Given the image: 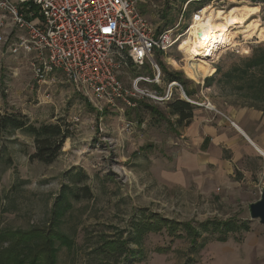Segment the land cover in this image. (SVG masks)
Listing matches in <instances>:
<instances>
[{"label": "rangeland", "instance_id": "obj_1", "mask_svg": "<svg viewBox=\"0 0 264 264\" xmlns=\"http://www.w3.org/2000/svg\"><path fill=\"white\" fill-rule=\"evenodd\" d=\"M244 1L139 0V10L158 31L178 25L185 37L193 15L201 9L241 8ZM247 1L260 11L255 15L244 11L238 14L243 24L230 29L236 46L222 49L219 57L210 61V85L192 80L186 54L173 48L155 57L162 71L161 81L142 84L141 88L153 91L158 86L164 91L169 83L163 72L166 69L181 73L186 91L194 92L198 102L207 97L215 110L252 105L264 108V103L253 101L245 91L233 90L224 78L233 67L243 66L255 50L264 48L252 29L259 19L264 22V0ZM247 29L251 31L245 34ZM0 65V113L28 117L35 125L61 121L72 133L57 160L45 164L31 159L35 144L29 132H0V230L44 227L55 203L66 197L71 207L60 229L75 245L72 252L60 247L59 264H264V226L251 219L249 208L261 198L264 179L255 175L250 185L234 189L213 185V189L203 191L196 183L198 171L179 173L178 157L194 149L182 139L169 103L145 96L136 99L135 107L118 102L122 111H100L76 93L61 74L47 84H38L25 59L8 57ZM155 74L149 62L144 67L129 65L122 81L130 87L134 78L154 79ZM177 99L184 100L179 88L170 103ZM147 107L156 109L159 116ZM77 193L79 200L75 198ZM145 213L191 223L201 237L194 244L185 232H181L183 238L166 231L146 234L140 250L136 244L130 245L143 252L139 260L106 257L98 252L107 236L123 234L129 238L134 222H144ZM230 220L240 229L222 234L214 224L210 226ZM224 235L227 241H218Z\"/></svg>", "mask_w": 264, "mask_h": 264}, {"label": "built area", "instance_id": "obj_2", "mask_svg": "<svg viewBox=\"0 0 264 264\" xmlns=\"http://www.w3.org/2000/svg\"><path fill=\"white\" fill-rule=\"evenodd\" d=\"M184 35L178 25L154 28L139 10V0H0V63L8 57L25 59L38 84L61 74L100 111H122L118 102L135 107L136 99L145 96L168 104L178 88L188 103L215 110L208 99L189 97L177 81L164 91L141 88L161 81L155 57L179 49ZM147 62L156 72L154 79L138 76L126 86L122 76L129 65L144 67Z\"/></svg>", "mask_w": 264, "mask_h": 264}, {"label": "trees", "instance_id": "obj_3", "mask_svg": "<svg viewBox=\"0 0 264 264\" xmlns=\"http://www.w3.org/2000/svg\"><path fill=\"white\" fill-rule=\"evenodd\" d=\"M195 1L204 2L206 0ZM163 72L167 75L168 82H181L185 93L189 97L194 95V92L186 91V81L181 73L169 72L166 69ZM224 78L233 90L245 91L253 101L264 103V48L255 50L251 57L244 60L243 66L233 67L224 74ZM212 81L213 79L205 80L208 85ZM252 107L255 106L252 105ZM147 108L152 114L159 116L156 109ZM169 108L171 114L176 116L177 125L187 126L192 121L195 107L187 101L177 99L169 103ZM257 108L264 111L262 107ZM10 129L29 132L33 136L35 144V152L31 155V159L45 164H52L57 160L66 139L72 135L69 125H63L61 121L35 125L30 122L28 117L0 113V132ZM75 198L80 199L78 193ZM54 207L51 219L44 227L34 226L27 230H0V264H59L60 247H65L69 252L73 251L74 240L60 229L61 220L71 204L64 197L61 200L58 199ZM143 219L144 222H134L129 238H125L123 234L119 237L107 236L98 247V252L106 257L125 256L128 259L134 257L135 260H139L138 258H143V252L131 248L130 245L136 244L140 250L141 241L146 234L166 231L170 236H179L180 238L187 236L194 244L201 237V232L191 223L174 221L157 213H145ZM212 224L222 234H227L226 232L233 228L240 229L239 226L235 227L236 224L231 220L219 224L211 223L210 226ZM244 228L248 229L247 225ZM181 232H185L186 235H182ZM227 239L228 237L224 235L218 238V241L226 242ZM158 251L165 252L164 249Z\"/></svg>", "mask_w": 264, "mask_h": 264}, {"label": "crops", "instance_id": "obj_4", "mask_svg": "<svg viewBox=\"0 0 264 264\" xmlns=\"http://www.w3.org/2000/svg\"><path fill=\"white\" fill-rule=\"evenodd\" d=\"M178 126L194 152L182 153L176 170L198 171L194 176L201 190H211L213 185L240 188L253 183L255 175L264 179V111L247 106L215 111L197 106L190 124Z\"/></svg>", "mask_w": 264, "mask_h": 264}, {"label": "bare ground", "instance_id": "obj_5", "mask_svg": "<svg viewBox=\"0 0 264 264\" xmlns=\"http://www.w3.org/2000/svg\"><path fill=\"white\" fill-rule=\"evenodd\" d=\"M201 11L200 18L192 21L191 28L180 42V50L187 56L188 76L200 84L211 76L212 66L210 61L219 57L218 55L222 49L228 46H236L234 33L230 29L237 24H243L238 14L244 11L247 14L252 13L255 15L259 13L260 9L245 0L241 8L234 6L228 9H216L207 6ZM252 29L256 30L260 42H264V22L259 19ZM247 30H245V34L251 31L250 29Z\"/></svg>", "mask_w": 264, "mask_h": 264}, {"label": "water", "instance_id": "obj_6", "mask_svg": "<svg viewBox=\"0 0 264 264\" xmlns=\"http://www.w3.org/2000/svg\"><path fill=\"white\" fill-rule=\"evenodd\" d=\"M250 215L252 220H259L264 226V190L261 193V198L250 205Z\"/></svg>", "mask_w": 264, "mask_h": 264}]
</instances>
